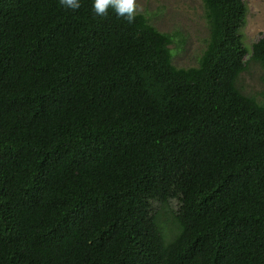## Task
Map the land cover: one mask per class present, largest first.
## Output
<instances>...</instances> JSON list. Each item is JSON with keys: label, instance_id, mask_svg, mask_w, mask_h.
<instances>
[{"label": "trees", "instance_id": "trees-1", "mask_svg": "<svg viewBox=\"0 0 264 264\" xmlns=\"http://www.w3.org/2000/svg\"><path fill=\"white\" fill-rule=\"evenodd\" d=\"M202 6L184 67L144 13L0 0V264H264V101L237 86L247 6ZM249 61L264 73V36ZM171 200L165 241L155 204Z\"/></svg>", "mask_w": 264, "mask_h": 264}, {"label": "rangeland", "instance_id": "rangeland-1", "mask_svg": "<svg viewBox=\"0 0 264 264\" xmlns=\"http://www.w3.org/2000/svg\"><path fill=\"white\" fill-rule=\"evenodd\" d=\"M247 6L246 21L241 30L249 52L246 70L240 73L237 86L244 93L264 101V73L261 67L249 61L251 44L264 36V0H244ZM136 12L146 15L158 30L173 34L172 62L176 66L197 65L198 57L207 38V27L202 0H136ZM160 211L159 220L165 241L171 239L175 230L173 213L177 207L174 200L167 204H155Z\"/></svg>", "mask_w": 264, "mask_h": 264}, {"label": "clouds", "instance_id": "clouds-1", "mask_svg": "<svg viewBox=\"0 0 264 264\" xmlns=\"http://www.w3.org/2000/svg\"><path fill=\"white\" fill-rule=\"evenodd\" d=\"M60 4L66 8L77 10L80 7V0H60ZM109 8L128 23L134 22L136 0H93V11L96 15H105Z\"/></svg>", "mask_w": 264, "mask_h": 264}]
</instances>
